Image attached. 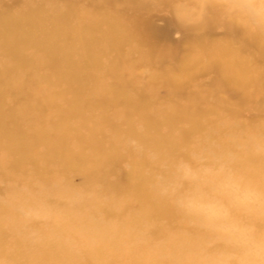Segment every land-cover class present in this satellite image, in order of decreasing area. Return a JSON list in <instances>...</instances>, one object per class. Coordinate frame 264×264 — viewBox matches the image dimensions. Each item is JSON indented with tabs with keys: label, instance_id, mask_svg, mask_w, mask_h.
Here are the masks:
<instances>
[{
	"label": "rangeland",
	"instance_id": "obj_1",
	"mask_svg": "<svg viewBox=\"0 0 264 264\" xmlns=\"http://www.w3.org/2000/svg\"><path fill=\"white\" fill-rule=\"evenodd\" d=\"M3 1L0 2V7H5L6 4L10 14L15 17L31 6L33 10L49 11L55 17H69L75 26L95 20L92 13L100 10V7H94L89 0H75L74 10H71L64 0ZM183 1H164L145 11V16L150 18L147 33L169 47L176 57L182 59L180 62L166 61L160 52L155 51L144 63H139L138 52L147 53L149 45L135 39L123 42L117 57L120 63L118 66L107 61V53L102 51L109 50L107 43L99 42L95 51L92 46L91 49L81 46L73 54L70 53L67 57L69 61H65L69 63V71L73 72L74 76L81 75L78 71H91V76H88L90 84L79 87L73 93L62 94L66 89V81L49 77L50 58L46 49L30 46L23 52V56L27 58L17 62L7 53V43L0 41V120L3 117L9 119L7 128L0 127V203H4L6 197L12 198L28 181H33L36 186L47 184V188L50 184L53 187L52 192L62 198V208L56 210V219L63 216L79 222L90 219L96 225L92 236L76 238L73 234L83 231V227L72 226L60 231L34 223L31 227L38 230L41 237L39 241L31 239L23 247L33 264H46L44 262L51 251L45 241L54 240H66L65 247L54 253L58 254L57 257L64 258L67 264H71L68 259L74 264H123L110 260L111 250L117 246V242L112 243L111 234H116L117 229L125 234L138 233L141 222H144L143 228L157 224L168 235L180 234L189 237L186 235L188 228H181V223L185 222L187 227L192 224L180 217L178 212L169 217L164 214L157 221L147 222L146 218L150 213L143 200L137 198L146 192L152 202L159 204L158 197L150 186L152 175L160 170L159 162L188 159L192 152L205 151L208 144H218L219 139L213 132L216 122L234 119L241 124L239 130H242L243 123L246 127L252 128L253 125L261 131L264 130L262 113L250 103L248 96L254 89L248 92L244 87L235 90L218 87L213 83L216 72L210 67H205L208 59H204L198 50L184 47L190 36L195 38L204 35L211 44L219 43L228 34L236 40L240 27L191 28L190 23L184 22L180 15V2ZM127 14H135L131 6L127 9ZM24 23L30 22L21 19L18 25L22 27ZM24 29L39 32L42 25L33 24L25 26ZM88 31L92 40L94 31ZM61 45L65 47L63 43ZM239 47L243 55L250 58L252 51L243 46ZM92 52L101 53L98 61ZM87 53H92V56L86 57ZM256 56L257 51L254 50L253 57ZM98 64L103 68L117 70L120 79L132 84L133 87L129 91L134 95H137L135 91L139 90L148 96L151 103L149 110L153 113L157 111L161 117L160 122L163 121L161 127L150 134H157L158 137L150 138L145 133L146 125L141 120V114L148 105L142 108V105H139V108L133 110L124 102L110 105L107 99H113L118 93L110 91L108 83L111 76L108 73L94 74ZM175 75H181V78L176 81ZM262 79L264 72L261 73L258 84ZM73 94L80 95L74 99ZM69 101L72 108L63 113L62 109H68ZM189 109L199 114V117H194L200 120L202 125L194 120L187 127L186 115H192L186 113ZM173 113L176 114L167 117ZM93 115L103 120L100 128L104 138L95 143L89 141L90 127L85 125ZM253 118L258 119L252 122ZM17 126H21L28 135L25 144L11 135V131ZM131 140L137 141L142 150L132 147L129 143ZM31 143L36 144L41 157L34 160L26 156L27 158L23 159L21 148ZM107 154L112 158L117 156L122 161L121 166L116 167L107 178L115 186L125 188L128 185L125 191L119 192L116 187L110 189L104 177L102 180L89 181L84 174L90 168L97 167ZM19 160L23 161V166H19ZM77 193L78 199L73 196ZM66 195L68 198H65ZM125 206H128L122 213L125 221H118L110 215ZM173 209L166 211L171 212ZM6 216L7 212L0 215V222H3ZM174 217H180L182 220L177 218L173 221ZM171 226L175 231L169 230ZM106 228L109 229V234H102L101 230ZM172 238L163 241L159 236L156 237L158 241L167 244V249ZM205 238L202 237L201 240ZM16 250V238L11 234L6 246L0 244V264H27L15 257L18 252ZM167 253L171 256L169 249ZM57 257L52 256L49 260ZM160 260L164 261L163 255Z\"/></svg>",
	"mask_w": 264,
	"mask_h": 264
},
{
	"label": "bare ground",
	"instance_id": "obj_2",
	"mask_svg": "<svg viewBox=\"0 0 264 264\" xmlns=\"http://www.w3.org/2000/svg\"><path fill=\"white\" fill-rule=\"evenodd\" d=\"M64 1L71 7V10L75 9L73 3L75 0ZM89 1L94 7H100V10L92 13L95 20L76 26L71 23L69 17H55L49 11H44L42 9L33 10L31 6L26 8L27 11L24 9L15 17L10 14L9 9L4 3L5 7H0V41H5L7 43V53L17 62H22L27 58L23 56V52L30 46H37L46 49L50 58L48 66L50 69L49 77L55 78L57 81H66V89L62 94L73 93L79 87L90 84L88 76H91V71H78L77 73L81 75L74 76L73 72L69 71V63L65 61L70 53L73 54L81 46L89 47V49H91L92 46V49L94 50L99 42L107 43L109 50L102 49V51L107 53V61L117 66L120 64L117 61V57L120 55L123 42L131 39L149 45L147 53L142 51L138 52L139 63H144L155 51L160 52L166 61L180 62L182 60L176 57L169 47L158 42L147 33V30H149L150 18L145 16V11L154 5L164 3V1L168 0H121V2L119 0ZM0 2L3 3L4 1L0 0ZM130 6L135 11L133 16H128L127 14V9H130ZM180 7L181 17L185 20L184 22L190 23L191 28L214 29L217 26H223L226 29H231L235 26L239 27L234 22H230L225 18L220 0H184L183 2H180ZM21 19L30 23H24L23 26L20 27L18 22ZM33 24L42 25V29L39 32H30L24 29L25 26H31ZM240 29L236 40H233L231 35L228 34L226 38L221 39L219 43L211 44L209 39L204 35L195 38L190 36L187 41H185L184 47L189 50H198L204 59H208V63L205 67H210L216 72L217 76L213 80V83L218 87H229L226 88L228 90H235L238 87H244L248 92H251L252 89H254L253 92L248 94L250 103L261 111V117L264 118V79L258 84L260 75L264 72V40L249 37L241 27ZM88 30H90V32L94 31V38L92 40L88 36ZM62 43L66 48L61 45ZM237 43L239 46L246 47L248 51H252L249 56L250 58H246L243 55V52ZM254 50L257 51L256 57H253ZM92 53H89V55L87 53L86 57L92 56ZM93 55L98 61L101 53L94 52ZM67 60L69 61V59ZM6 70H9V68H6ZM102 72L108 73L111 76L108 83L110 91L113 90V93H118L113 99H107L111 106L124 102L129 105L131 110H133L139 108V105H142L141 108L148 105L145 108L146 110L141 114V120L146 125V135H149L150 138L155 137L157 134L153 136L150 134L153 130L161 127L163 121L160 122L161 117H159L157 111L153 113L149 110L151 109L149 107L151 103L149 102L148 96L143 95L139 90H136L135 94L137 95H134L129 91V89L133 87L132 84L120 79L121 77L118 75L117 70L113 71L110 68H103L102 65L98 64L94 69V74ZM180 78L181 75L174 76L176 81ZM56 92L58 93L59 91ZM78 95L80 94H73L72 97L77 99ZM71 108L72 103L69 101L68 109L63 107L62 111L63 113H66L67 110H70ZM188 112L192 113V115H186L185 120L187 122V127L190 126L192 121L196 120L195 117H199V114L192 109L186 111V113ZM174 114L176 113L168 114L167 117ZM63 118L65 119L66 117ZM256 119L258 118H253L252 122ZM196 122L199 125H202L200 120H196ZM8 123L9 119L3 117L0 120V127L7 128ZM101 124H103V120L97 118L95 115H93V118L85 124L90 127V142L95 143L104 138L100 128ZM244 125L246 124L243 123L242 130H239L241 124L234 119L225 122H216L213 125V132L214 136L219 139V143L216 145L208 144V148L205 151H210L216 154L230 151L235 152V145H237L238 142L248 133L257 131L264 133V130L261 131L258 128H255L252 124V128ZM11 135L14 139L23 144L27 142L28 135L21 126H17L11 131ZM21 150H23V159H26V156H30L34 160L37 157H41L37 152L36 144L33 145V143H31L22 147ZM121 163L122 161L119 160V157L116 156L112 158L110 154H107L106 157L102 158L101 162L96 165L97 167L90 168L84 174L89 181L94 179L102 180L104 177L105 182L110 189L116 187L119 192L125 191L126 188L129 187L128 185L125 188H121L113 185L107 178V175H110L116 167L121 166ZM18 164L19 166H23V161L19 160ZM237 167L241 170L248 171L254 179L264 180V158L249 159L241 154ZM52 180L54 181L53 178ZM43 187L47 188V184ZM24 188L35 190L37 186L33 181H28ZM48 189L52 191V185L49 184ZM98 191L103 193L102 190ZM52 193L53 195L49 203L58 211L62 208L60 207L62 204V198L60 199V195L54 192ZM137 198L140 201L143 200L144 206L150 213V216L146 218L147 222L157 221L161 216H164V214L169 217L172 214L175 215L177 212V210L166 200L158 198L157 202H159V204L152 202L146 196V192L144 194L141 193ZM11 199L12 198L10 197H6L4 203H0V215H4V213L7 212L5 220L0 222V244L6 246L8 238L11 234H14L16 244L18 245V250H16L18 252L15 254V257L23 260V262L27 264H33L29 256L26 255L23 250V247L26 246L32 238L27 236V234L17 226L14 207L9 203ZM127 208L128 206H125L120 210H115L116 213L112 212L110 215L116 217L118 221H125L122 217V213H124ZM170 208L174 209L171 212L166 211ZM64 217L67 216L57 218L47 224L39 223V226H48L60 231L66 230V228L68 229L72 226L83 227V231H76L73 234L76 238L90 237L94 234L96 225L90 219H85L79 222L73 218ZM180 217H174L172 220L176 221L177 218L182 220ZM184 220L189 222L186 219ZM143 227L144 222H141V225H139L140 229H137L138 233L125 234L120 229H117L116 234H111L110 239L112 243L117 242V246L111 250L110 260L123 264H186V253L190 249L195 248L199 239L201 241L202 237H206V234L197 226L192 224L190 227H187L185 222L181 223V228H188V233L186 235L189 237L180 234L168 235L164 232L163 228L157 224L152 227ZM142 228L143 230L139 232ZM169 230H174V228L171 226ZM17 231L19 233H17ZM101 233L109 234V229L106 228V230H101ZM157 236L163 241L176 237L175 242H170L168 245L171 256L167 253V244L163 241H158V239H156ZM98 240L101 241L103 239ZM153 240L155 241L152 242ZM65 242L66 240H54L52 242L45 241L49 246L51 253H49L50 255L44 263L67 264V261L64 258H59L56 256L58 254L54 253L55 251L63 249L65 247ZM161 251L162 254H160ZM161 255H163L164 261L160 260ZM52 256L57 258L50 261L49 259ZM165 256H167V258H165ZM68 261L71 264H74L71 259H68Z\"/></svg>",
	"mask_w": 264,
	"mask_h": 264
},
{
	"label": "clouds",
	"instance_id": "obj_3",
	"mask_svg": "<svg viewBox=\"0 0 264 264\" xmlns=\"http://www.w3.org/2000/svg\"><path fill=\"white\" fill-rule=\"evenodd\" d=\"M224 16L252 38L264 40V0H220ZM132 147L142 150L137 141ZM241 154L264 158V133H248L235 152H192L188 159L161 161L151 178L155 195L197 226L206 238L186 253V264H264V180L237 167ZM52 191L21 188L9 203L17 226L35 240L34 223L54 221ZM79 198V194H73ZM65 198H68L67 195ZM173 237L171 242H175ZM163 243V242H161Z\"/></svg>",
	"mask_w": 264,
	"mask_h": 264
}]
</instances>
